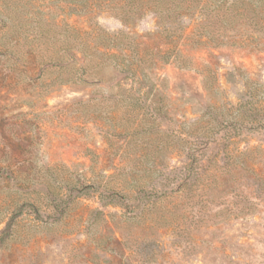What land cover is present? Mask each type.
I'll list each match as a JSON object with an SVG mask.
<instances>
[{
  "label": "rangeland",
  "instance_id": "1",
  "mask_svg": "<svg viewBox=\"0 0 264 264\" xmlns=\"http://www.w3.org/2000/svg\"><path fill=\"white\" fill-rule=\"evenodd\" d=\"M122 2L0 0L25 40L0 38V264H264V130L252 129L264 114L263 32L239 15L219 32L225 13L202 22L194 2L153 43L154 15L126 21ZM226 153L251 210L216 229L226 201L211 200L208 167L189 192L172 189L193 154L207 164ZM93 185L128 206L103 205ZM141 189L153 201L135 208Z\"/></svg>",
  "mask_w": 264,
  "mask_h": 264
},
{
  "label": "trees",
  "instance_id": "2",
  "mask_svg": "<svg viewBox=\"0 0 264 264\" xmlns=\"http://www.w3.org/2000/svg\"><path fill=\"white\" fill-rule=\"evenodd\" d=\"M122 1V0H119ZM125 1V0H124ZM224 1V0H220ZM260 3L262 2L264 4V0H257ZM197 2L199 5V13L201 21L205 22L207 19H209L212 15L219 16L220 13L222 14L219 19L222 22V27L218 28V31L221 32V29L232 28V16L239 15L240 19L242 20V26L243 25H249L258 28V31H262L264 34V10L262 11H256L254 9L244 7L241 8V11L236 9V4H242L246 5L247 0H230L229 4L218 6V7H209L205 8V2L206 0H126L125 3H121L118 10V14L122 15V18L124 20H131L133 17H140L141 15H144L146 12H150L153 17L156 19L158 23V27L152 32L153 43H156V40L164 34L165 36H171L174 35V31L170 26H165L164 24L166 22H175L177 19L184 15H191L193 12L192 6L193 3ZM201 2V3H200ZM10 4L13 6L14 11H17L19 7L15 3H8L7 1H4L2 3V8L4 5ZM124 5V7H123ZM4 9V8H3ZM189 11V13H186ZM230 17L225 21L226 17ZM15 20H11L10 23L6 21V18L0 15V38L2 39L1 44L2 47H19L21 44L23 45V40L21 42L20 36H16L14 32L16 29L15 27ZM216 26V25H215ZM208 31H212L211 28L207 29ZM13 33V36H10V34ZM151 33V32H150ZM149 33V34H150ZM148 34V35H149ZM147 36V35H145ZM225 37L231 36L230 34H223ZM129 38V35H128ZM149 44V43H148ZM129 47H138L139 42L133 40L132 44L127 42L126 44ZM27 47H31L28 45ZM233 128L237 131V123L236 122H230L228 123L226 129ZM252 129H263L264 130V114L262 117L258 116L257 119V126L252 127ZM220 128L218 129V131ZM217 131V132H218ZM217 132L213 133L214 135L217 134ZM228 132V131H226ZM213 138V137H212ZM230 138V137H229ZM211 141V140H210ZM231 141V139L226 140V142ZM226 147V144L223 145V148ZM191 156V155H190ZM218 155H214L213 158H210L209 163H198L199 157H197L196 154H193L190 158V163H187L186 165L179 166L181 167L180 171L176 174V182L177 185L173 191H182L184 192L191 189L192 186V179H198L203 178L204 174L207 171H204L206 167H208L206 170H209V174H212L210 176V183H209V190L212 189L210 198L213 202L216 203L217 194L221 193L222 195V201H226V204L224 205V209L220 210L219 216H221L223 213H225L222 217H216L215 221L212 223L211 227H215L216 229H221L222 225L225 223H230V221L233 220V218H238L244 214H246L248 211L251 210L250 207L240 205L242 202L241 197L246 196V194L237 191L238 187L241 188L242 181H246L243 177V174L240 173V171L235 169V165H238L237 158L232 157L226 153L227 159L223 163L217 162ZM215 161V162H213ZM232 162V164L230 163ZM217 163V164H215ZM250 165V164H249ZM227 166H230L227 168ZM232 166V167H231ZM178 168V167H177ZM178 168V169H179ZM231 168V169H230ZM177 169V170H178ZM257 172L256 164H253L249 167H247V173L249 177H252ZM264 178V177H263ZM94 190L97 192L98 197L100 198V201L103 205H120L123 207L128 206L127 196L125 194L120 193L119 190L105 187L102 185H93ZM155 189L152 190H146L141 189L138 191L136 195V199L138 201L135 203V208L148 206V204L153 201L151 200L152 193H154ZM225 194H232V200H228ZM188 195V194H187ZM151 200V201H150ZM247 198L244 197V201H246ZM133 207V208H134ZM97 211V210H96ZM216 213V214H217Z\"/></svg>",
  "mask_w": 264,
  "mask_h": 264
}]
</instances>
